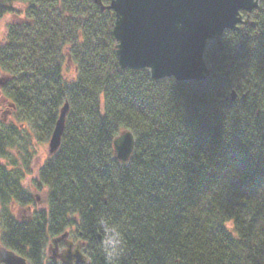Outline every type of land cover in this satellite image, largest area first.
I'll use <instances>...</instances> for the list:
<instances>
[{
  "label": "trees",
  "instance_id": "16d2710c",
  "mask_svg": "<svg viewBox=\"0 0 264 264\" xmlns=\"http://www.w3.org/2000/svg\"><path fill=\"white\" fill-rule=\"evenodd\" d=\"M6 14L22 18L0 42L4 248L27 264H61L46 248L67 233L88 264H105L108 229L113 264H264V0L206 43L199 82L120 68L114 14L93 0H0ZM65 102L59 147L25 185L33 141L48 142ZM125 130L134 147L121 163L112 141ZM29 187L45 190L46 209L20 220L11 206L34 205Z\"/></svg>",
  "mask_w": 264,
  "mask_h": 264
},
{
  "label": "water",
  "instance_id": "95a60500",
  "mask_svg": "<svg viewBox=\"0 0 264 264\" xmlns=\"http://www.w3.org/2000/svg\"><path fill=\"white\" fill-rule=\"evenodd\" d=\"M93 2L114 14L112 36L120 68L147 69L154 80L173 78L177 82L205 80L209 74L204 60L206 43L225 30H238L258 9V0H109L107 5L101 0ZM67 111L65 102L47 143L48 155L59 147ZM112 147L116 160L127 162L134 147L133 134L128 130L120 132ZM65 235L52 240L53 253ZM70 247L71 242H66V250L52 258L62 264L85 263L79 246L74 254L69 253ZM0 264L27 261L1 247Z\"/></svg>",
  "mask_w": 264,
  "mask_h": 264
},
{
  "label": "rangeland",
  "instance_id": "374dc122",
  "mask_svg": "<svg viewBox=\"0 0 264 264\" xmlns=\"http://www.w3.org/2000/svg\"><path fill=\"white\" fill-rule=\"evenodd\" d=\"M17 7L20 9L22 8V5H17ZM22 18V15L19 16H14L11 14H6L4 15V17L0 20V42H3L5 40V33H6V26L9 23L12 22H18L20 21ZM205 62L207 64V66L209 67V62L205 59ZM65 68H64V77L66 79H70L73 76L74 73V68L72 66V64L67 61L65 63ZM5 78V75L3 73L0 72V85L2 83V80ZM9 115H10V107L8 106V102L1 96L0 93V119L6 121L7 119H9ZM47 143H38L35 141H33V147L35 150V157L32 160V173L29 176H26L24 179V184H28L30 182V179L32 178H37L36 173H37V169L42 165V163L45 161V159L48 156V147H47ZM29 190L34 198V205L31 207H19L16 204H13L11 206L12 208V212L15 215V217L17 219H26L29 217L30 213L32 212V208H35L37 210H45L46 209V203H45V190H41V191H36L34 188L29 187ZM3 225H2V221L0 219V237H1V233L3 231ZM103 235L102 238L100 239V246L102 249V252L104 253V257H105V264H113L114 262V258H115V252L117 249V240H116V236L114 234L113 231L108 230V229H103ZM70 239L72 238L71 236L69 237ZM52 240V239H51ZM49 240V243L47 245L46 248V255L47 256H51L52 254H57L60 253L63 249L64 246H58L57 251H55L54 253L52 252L53 250V245H52V241ZM0 247H3V245L1 244V240H0ZM4 248V247H3ZM6 249V248H5ZM46 256V257H47Z\"/></svg>",
  "mask_w": 264,
  "mask_h": 264
},
{
  "label": "flooded vegetation",
  "instance_id": "af4514ba",
  "mask_svg": "<svg viewBox=\"0 0 264 264\" xmlns=\"http://www.w3.org/2000/svg\"><path fill=\"white\" fill-rule=\"evenodd\" d=\"M29 208V207H28ZM66 235H65V237H63V239L57 244V249H58V246L60 245V246H64V249L60 252V253H62L64 250H66V242H71V247H70V250H69V253H71V254H74V249H75V247L78 245L79 246V250H80V252L82 253V245H81V243H80V241L79 240H76V239H74L72 236V238L70 239L69 237L70 236H68V234L67 233H65ZM57 254H59V253H57ZM57 254H54V255H57ZM83 254V253H82ZM53 255V254H52ZM84 255V254H83ZM84 257H85V255H84ZM85 263L84 264H88V262H87V259H86V257H85ZM74 261H72V263H73ZM75 264V263H74Z\"/></svg>",
  "mask_w": 264,
  "mask_h": 264
}]
</instances>
